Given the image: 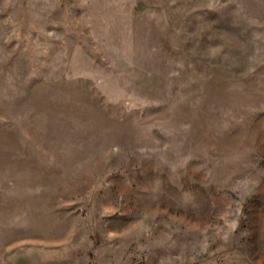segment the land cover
<instances>
[{"label": "rangeland", "instance_id": "obj_1", "mask_svg": "<svg viewBox=\"0 0 264 264\" xmlns=\"http://www.w3.org/2000/svg\"><path fill=\"white\" fill-rule=\"evenodd\" d=\"M0 264H264V0H0Z\"/></svg>", "mask_w": 264, "mask_h": 264}]
</instances>
